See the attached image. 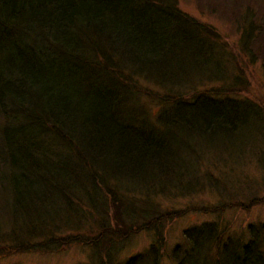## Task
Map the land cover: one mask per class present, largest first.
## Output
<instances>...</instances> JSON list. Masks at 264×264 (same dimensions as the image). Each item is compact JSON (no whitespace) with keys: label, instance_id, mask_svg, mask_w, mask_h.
<instances>
[{"label":"trees","instance_id":"obj_1","mask_svg":"<svg viewBox=\"0 0 264 264\" xmlns=\"http://www.w3.org/2000/svg\"><path fill=\"white\" fill-rule=\"evenodd\" d=\"M223 8L235 46L179 0H0V264L70 247L82 264H264V220L217 214L264 206V146L247 156L264 106L245 96L264 0ZM204 194L220 205L188 211L217 219L168 246L185 210L162 200Z\"/></svg>","mask_w":264,"mask_h":264},{"label":"rangeland","instance_id":"obj_2","mask_svg":"<svg viewBox=\"0 0 264 264\" xmlns=\"http://www.w3.org/2000/svg\"><path fill=\"white\" fill-rule=\"evenodd\" d=\"M240 1L242 2V0ZM209 4L210 0H179V7L183 11L195 17L201 18V20H204L216 27L221 34L228 37L229 43L235 46L237 34L234 28V21H232V19H234L235 17L232 15L233 9L231 8L230 10H224V8H229V6L226 4L222 9V11H225V14L221 10H219V13L221 14L210 13ZM258 62L259 64H261L260 61ZM259 64H257L253 68L249 67V69L247 70L249 90L247 93H245V96L249 97L260 106H264V76H262ZM260 141H262L261 144L257 143ZM246 143L241 141L236 142V145L240 146ZM260 145L264 146V137L262 139H259L258 141H252L248 144L249 152H247V156L253 157L251 149L253 148V150H256V148ZM250 174H252L251 171ZM262 194L264 195V193ZM195 200L200 203H195ZM219 203L220 202L217 201L215 195L212 194H204L202 196L192 198L190 199V201L181 200L177 202H170L166 199H163L162 204L165 208L185 210V213L182 215L183 217L178 220L175 219L167 225L166 241L168 246L173 245L179 240L181 231L187 226L217 219V216L215 214H208L206 212L194 213L188 211L187 207L191 205H204L209 207L220 205ZM225 209H223L222 212L217 213L220 216V218L218 219L230 222L232 228L234 229H240L247 222L264 220V206L255 207L250 211H244L242 209L239 210V208H236L237 210ZM147 245L148 241L146 237L137 236L133 238V240H131V242L129 243V246L126 248L128 249L126 251V254L129 255L139 252ZM86 260V254L81 253L78 249L70 247L62 250L58 254H17L8 258L4 262L7 264H82Z\"/></svg>","mask_w":264,"mask_h":264}]
</instances>
